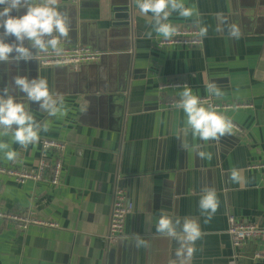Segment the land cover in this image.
<instances>
[{"label":"crops","instance_id":"obj_1","mask_svg":"<svg viewBox=\"0 0 264 264\" xmlns=\"http://www.w3.org/2000/svg\"><path fill=\"white\" fill-rule=\"evenodd\" d=\"M93 2L95 8L92 10H98V0ZM86 5L82 1L74 4L69 0H58L59 9L68 14L69 21L74 20V34L89 41L92 52L101 54L98 63L82 65L76 71L66 69V73L63 68L42 67L39 64L42 58L67 55L71 51L73 45L68 41L70 32L62 40L63 51L59 55L51 49L46 53L33 49L34 59L31 61H21L18 65L11 61L0 63V91L9 86L11 94L19 102L28 104L35 120L41 124L39 141L27 147L14 143L11 135L0 137L18 153L13 162L7 161L0 153V167L32 169L42 139L62 141L66 147L57 186L34 181L22 184L0 175V210L31 214L37 219L59 225L57 229L30 226L25 233H21L12 224L0 221V264H103L104 223L116 187L110 171L113 169V157L120 149L124 113L122 102L127 95L124 91L128 83L125 76L131 65L142 58H148L145 86L149 88L143 89V85H139L133 94L146 99L143 111L157 107L160 100L181 98L183 88L159 90V85L171 82L185 83L194 95L210 96L217 102L251 104L252 108L248 110L226 113L242 131L229 133L241 138L239 147H242V154L236 149L231 150L221 162L230 168H237L243 162L247 173L245 181L236 182L238 190L233 204L225 205L224 211L228 209L225 219L232 216L241 223H264V180L261 174L247 170L250 165L264 163V0H232L234 11L230 10L229 1L219 4V12H213L210 6L208 17L213 24L206 25L207 37L197 49L157 47L153 42L164 37L151 29L152 20L141 21L145 30L142 43L146 41V30L155 34L145 49L131 48L124 31L119 29L104 34L97 43V22L89 18ZM24 11H13L11 14L19 16ZM183 21V17H169V22L177 29L199 30L197 25ZM232 24L239 27V38L229 35L228 29ZM218 26L223 30L218 31ZM14 39L9 37L6 42ZM80 47L83 46H79L78 52L86 50ZM249 63L253 64L251 68ZM40 72L47 79L50 92L63 101L66 115H48L40 110L39 102L28 101L25 94L14 87L13 77L20 75L34 79L39 77ZM212 82L220 88L221 96L207 91L208 84ZM245 95L247 97L235 98ZM160 139L159 136L152 139L153 160L157 159V154L162 155L167 150V144H158ZM198 162L203 164L206 160L199 157ZM136 201L135 198L134 205ZM135 209L136 205L134 213ZM133 215L130 213L127 216L123 237L118 244L130 237ZM205 220L203 226L207 224ZM211 226L215 227L216 235H224V238L213 241L216 245H208L207 252L193 256L191 264H264L251 256L257 249L254 243L248 242L240 249L232 247L224 229L223 216L215 215ZM216 246L219 250L213 251ZM168 253L167 240L154 237L149 264H169ZM175 253L173 256L176 258Z\"/></svg>","mask_w":264,"mask_h":264},{"label":"water","instance_id":"obj_2","mask_svg":"<svg viewBox=\"0 0 264 264\" xmlns=\"http://www.w3.org/2000/svg\"><path fill=\"white\" fill-rule=\"evenodd\" d=\"M81 1L87 3L86 9L89 18L97 22L99 29L97 43L104 34L119 29L124 31V35L133 49H145L147 44H151V39L155 34L150 29L148 30L152 31V37L148 38L146 30V35H144L146 41L142 43V34L145 30L141 21H151L152 14H142L136 6L135 0H114V2L98 0V10H92L95 8L93 0H89L90 3L87 0H69L74 4ZM225 1H229L230 10L234 11L232 0H184L186 7L195 5L200 16L183 18V22L197 25L196 21L199 18L203 21V25H212L213 23L208 17L210 6L213 7V12H219V4ZM171 16L173 18L180 17L178 13H173ZM69 29L72 31H69L68 41L73 46L67 55L77 53L80 50H78L79 46L86 48V50L81 49L83 52H92V45L89 44V41L82 40V37H77L74 34V20L70 21ZM206 43L207 41L204 39L205 47ZM147 60L148 58H142L141 61H135L136 63L132 64L126 72L125 79L128 83L124 88L127 95L122 102L124 113L119 140L120 149L113 157V169L110 171L116 182V187L124 190L127 200L132 205L131 214H134L131 219L132 230L130 237L120 244L118 242L117 246L109 247L104 241L103 264H149L150 246L154 237L167 240L169 264H171L176 259L173 253L176 252L179 244L173 238L163 236L156 231V225L161 215H167L174 219L179 218L181 222L185 217L195 219L200 226L202 236L195 243L197 251L193 256L207 252L208 245H216L213 241L224 238V235H216L215 227L211 226V222H214L215 215L223 216L224 229L227 233L225 216L228 209L224 211V208L225 205L233 204L235 192L238 190L237 183L230 181L233 168L223 165L221 161L231 150L236 149L239 154H242V147H239L241 138L226 133L218 139L202 141L193 136L191 129L186 124L187 118L183 110L157 112L158 107H154L143 111L142 105L146 99L135 97L133 93L137 91L139 85H143V89L149 88L145 86L148 74ZM252 65L249 63V68ZM63 71L66 73V68H63ZM39 78H43L42 72H40ZM243 97H247V95L235 96V98ZM138 108L141 109L138 110ZM141 112L144 114L140 115ZM155 129H157L156 133ZM155 136L161 138L158 144H167L168 147L164 154H157V159L153 160L151 149L154 144L152 139ZM166 137H170V139H166ZM147 140L149 141L147 142ZM197 151L211 153V159L205 157L206 162L199 164ZM245 168L243 162L236 168L240 170L243 181H245L247 173ZM206 187L215 189L220 203L217 213L207 222L206 226H203V219L206 218V215L201 213L199 200ZM190 193L193 195H189ZM135 198L137 203L134 213ZM109 214L110 208L104 223L106 233ZM99 234L101 235V233ZM137 236L146 240L148 247H137ZM212 249L213 251L219 250L217 246ZM251 256L253 258V255ZM191 260L192 258L186 260L185 264H191Z\"/></svg>","mask_w":264,"mask_h":264},{"label":"clouds","instance_id":"obj_3","mask_svg":"<svg viewBox=\"0 0 264 264\" xmlns=\"http://www.w3.org/2000/svg\"><path fill=\"white\" fill-rule=\"evenodd\" d=\"M136 6L142 14H152V29L165 39L173 37L177 28L169 22L173 13L180 17H199L198 8L193 5L186 7L184 0H135ZM0 63L31 61L34 59L33 49L36 52H48L51 49L59 55L63 49L62 40L68 37L69 16L58 7V0H0ZM25 10L23 15L13 16V11ZM199 31L197 35L203 39L207 37L208 27L203 25L199 18L196 21ZM218 31L223 29L218 26ZM229 35L239 38L240 30L235 24L229 26ZM152 37V31L147 33ZM9 37H14L12 42H6ZM28 42V46H25ZM15 53V55H13ZM14 87L24 93L30 102H39L40 110L50 116L57 114L64 116L67 110L63 101L55 98L49 90L46 78L29 79L28 76L17 75L13 77ZM207 91L217 97L221 90L214 82L209 83ZM179 103L174 105L182 109L186 115V124L191 129L194 137L202 141L215 140L226 133H230L233 123L230 118L219 113L216 106H204L199 96L192 93L191 88L185 84L180 94ZM15 126V127H14ZM43 130H47L44 126ZM41 124L35 120L32 109L28 104L19 102L11 94L9 86L0 91V137L11 135L14 143L27 147L40 139ZM0 153L7 161H14L18 153L12 150L10 144L0 140ZM201 158L211 159V153L197 151ZM240 170L231 169L230 181L240 182ZM219 199L214 188L206 187L199 200L202 214H206L205 222H209L219 207ZM180 229V230H178ZM156 231L176 240L179 247L176 249V259L171 264H185L197 251L195 243L201 238L202 232L195 219L185 217L183 222L179 218L161 215L156 225ZM137 247H148V242L137 236Z\"/></svg>","mask_w":264,"mask_h":264},{"label":"built area","instance_id":"obj_4","mask_svg":"<svg viewBox=\"0 0 264 264\" xmlns=\"http://www.w3.org/2000/svg\"><path fill=\"white\" fill-rule=\"evenodd\" d=\"M197 29L182 28L177 29L176 34L168 39L162 38L154 43L159 48L164 49H197L202 46L203 39L197 33ZM101 54L97 52H77L75 54L49 56L40 59L39 64L42 67H60L78 70L82 65L95 64L100 61ZM185 83L171 82L159 85V90L182 89ZM204 106L212 104L217 107L220 114L225 115L228 112L236 110H248L252 108L251 104L246 103H223L217 102L210 96L199 97ZM180 98H167L158 102V109L162 111L182 110L174 107L179 103ZM233 123L231 131L241 133L240 127ZM65 143L58 140L42 139L39 143V154L35 166L32 169H15L13 167H0V175L9 177L16 182L25 183L34 181L37 183H46L50 186H57L60 182L63 155L65 152ZM13 162V161H12ZM250 172L261 174L264 180V163H256L247 167ZM132 205L128 202L125 193L115 187L112 193L110 206L109 222L107 234L104 241L109 247L114 246L123 237L125 221L131 213ZM0 221L12 224L21 233H25L30 226H40L43 228L57 229V223L40 220L31 214L13 213L0 210ZM227 235L231 245L235 249H240L248 242L254 243L257 247L253 253L255 260L264 262V223H241L232 216L227 219Z\"/></svg>","mask_w":264,"mask_h":264}]
</instances>
